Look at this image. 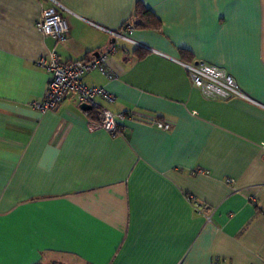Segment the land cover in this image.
<instances>
[{
	"label": "crops",
	"instance_id": "crops-1",
	"mask_svg": "<svg viewBox=\"0 0 264 264\" xmlns=\"http://www.w3.org/2000/svg\"><path fill=\"white\" fill-rule=\"evenodd\" d=\"M68 36L36 29L46 0H0V264H264V109L206 97L176 62L225 71L264 106V0H56ZM145 48L116 42L112 80L83 76L133 113L112 138L75 97L40 114L49 74L37 60H87L134 18ZM145 52L142 57L138 53Z\"/></svg>",
	"mask_w": 264,
	"mask_h": 264
},
{
	"label": "built area",
	"instance_id": "built-area-1",
	"mask_svg": "<svg viewBox=\"0 0 264 264\" xmlns=\"http://www.w3.org/2000/svg\"><path fill=\"white\" fill-rule=\"evenodd\" d=\"M46 1L50 3L51 7L41 11L36 22V29L43 37H50L55 43L62 42L67 38L69 31L63 16L67 10L56 0ZM83 21L107 34L112 39L111 44L87 60L62 62L54 50H50L46 55L40 57L37 60V65L49 74V78L43 98L32 102L30 104L32 109L43 115L56 110L67 98L75 97L79 104H86L90 107L89 110L84 111L89 120V128L102 129L112 138L123 134L116 118L120 120L129 119L161 129H168L169 123L155 118L137 116L133 113H124L116 117L108 110L100 107L97 98L112 101V96L103 88L86 85L82 81L83 76L92 71H98L109 80L115 77L108 67L107 60L109 55L114 52L116 42L120 41L137 48H147L130 38L134 29L131 21H126L116 30L106 29L87 20ZM176 62L184 69L192 85L199 89L204 96L222 101L240 99L264 109L263 105L240 90L234 79L222 69L203 62ZM212 264L220 263L213 261Z\"/></svg>",
	"mask_w": 264,
	"mask_h": 264
},
{
	"label": "trees",
	"instance_id": "trees-1",
	"mask_svg": "<svg viewBox=\"0 0 264 264\" xmlns=\"http://www.w3.org/2000/svg\"><path fill=\"white\" fill-rule=\"evenodd\" d=\"M133 28H157L158 23L153 15L146 9H144L139 3L136 4L134 18L130 20ZM145 52L138 53L139 57H142Z\"/></svg>",
	"mask_w": 264,
	"mask_h": 264
},
{
	"label": "water",
	"instance_id": "water-1",
	"mask_svg": "<svg viewBox=\"0 0 264 264\" xmlns=\"http://www.w3.org/2000/svg\"><path fill=\"white\" fill-rule=\"evenodd\" d=\"M95 55H96V54H95ZM80 109L83 110V111H86V110H89L90 107H89L88 105H86V104H81V105H80Z\"/></svg>",
	"mask_w": 264,
	"mask_h": 264
}]
</instances>
